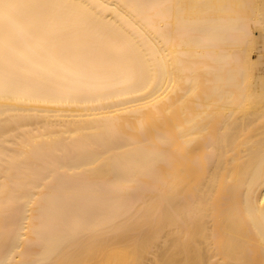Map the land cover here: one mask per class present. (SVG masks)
I'll return each mask as SVG.
<instances>
[{"label": "bare ground", "instance_id": "6f19581e", "mask_svg": "<svg viewBox=\"0 0 264 264\" xmlns=\"http://www.w3.org/2000/svg\"><path fill=\"white\" fill-rule=\"evenodd\" d=\"M0 264H264V0H0Z\"/></svg>", "mask_w": 264, "mask_h": 264}]
</instances>
